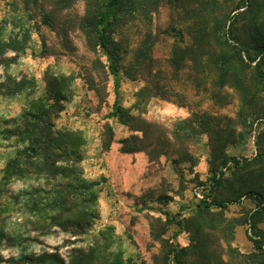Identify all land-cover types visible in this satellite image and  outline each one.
Listing matches in <instances>:
<instances>
[{"label":"rangeland","instance_id":"1","mask_svg":"<svg viewBox=\"0 0 264 264\" xmlns=\"http://www.w3.org/2000/svg\"><path fill=\"white\" fill-rule=\"evenodd\" d=\"M181 2L185 6L190 0ZM237 3L238 0H219L218 8L230 14ZM84 8L83 0H0V41L14 48L0 54V90L9 81L24 83L19 93L0 94V130L5 121L19 120L35 109L45 97L47 75L66 76L69 93L53 123L56 129L81 134L83 176L96 184L97 193L95 207L91 209L94 219L79 235L50 225L48 216L57 212L47 205L54 198L49 193L56 189L57 178L27 176L3 180L1 170L22 146L0 135V231L11 238L0 248V254L8 260L2 264H22L19 260L23 255L38 256L57 249L67 261L74 248H96L100 257L94 264H164L168 249L188 246L192 234L168 221L163 212L175 215L176 220L189 221L195 205L209 193L200 185H207L209 174L207 139L203 136L178 143L175 155L152 161L144 152L122 153L120 142L131 136L141 137L143 128L152 136L165 134L171 139L175 124L194 114L215 117L222 125L231 121L237 133L241 131L236 91L225 88L222 99L215 101L212 74L197 71L192 63L178 72L170 67L174 32L185 33V24L177 8L168 1H162L147 22L125 27L122 40L129 53L148 36L152 77L150 83L130 79L129 69H125L130 54L125 55L119 64L118 100L134 119L125 125L118 119L107 118L115 100L113 79L106 58L76 25ZM241 11H248L247 7L230 16ZM44 12L52 16L51 27L43 22ZM249 16L247 12L242 15L240 29L248 23ZM183 38L184 44H188V37L183 34ZM155 86L162 88L163 93L151 98L138 97L144 88L153 91ZM263 122L256 123L244 140L230 145L226 154L237 158L256 156V138L264 130ZM180 147L191 156V161L178 155ZM211 211L219 213L214 208ZM254 211V202L243 197L239 204L229 205L221 212L225 224L233 225V233L222 229L210 234L211 244L216 245L208 249L211 256L215 255L223 264H233L232 251H252L244 218ZM259 228L264 232V221Z\"/></svg>","mask_w":264,"mask_h":264},{"label":"trees","instance_id":"2","mask_svg":"<svg viewBox=\"0 0 264 264\" xmlns=\"http://www.w3.org/2000/svg\"><path fill=\"white\" fill-rule=\"evenodd\" d=\"M83 1L84 14L76 25L89 43L106 58L113 79L115 100L107 118L118 119L125 125L134 119L118 100L119 64L125 55L130 54L125 68L129 69V78L150 83L152 46L147 36L129 53L122 36L127 25L147 22L149 14L155 12L162 1L176 7L185 24V33L174 32L176 41L169 58L173 71L178 72L187 63H192L197 71L212 74V99L215 101L222 99L221 92L225 88L239 94V133L231 121L222 125L215 117L194 114L175 124L171 139L165 134L152 136L143 128L141 137L131 136L120 142L122 153L144 152L152 161L161 156L170 158L175 155L178 143H187L203 136L207 139L209 174L207 185H200L209 193L195 205L189 221L176 220L175 215L163 212L168 221L192 234L188 246L179 248L175 245L168 249L164 264H223L209 253V247L213 246L210 234L222 229H227L230 235L233 233V225L225 224L221 212L229 205L239 204L243 197L252 200L256 207V211L244 218V223L251 228L248 238L253 249L248 254L232 251L233 264H264V232L259 228L264 221V130L256 138V156L237 158L226 154L230 145L244 140L256 123L264 121V0H238L231 13L247 7L246 12L250 14L248 23L242 29L238 23L246 12L241 11L233 16H230L231 13L225 14L218 8L219 0H190L185 6L181 0ZM42 18L46 25L52 26L50 13L44 12ZM183 34L188 37V44H184ZM243 37L247 40L244 41ZM5 49L14 50L13 46L0 41V54ZM45 83V97L35 109L22 115L19 120L5 121L4 128L0 130L3 139H13L18 146H22L1 170L2 179L6 181L27 176L57 178L56 189L49 193L54 198L47 205L57 215H50L47 220L50 225L64 232L72 230L73 235L77 236L85 226L88 227L89 220L94 219L91 209L97 200L96 184L86 181L83 176L81 134L56 129L53 123V117L62 111V104L69 93L67 77L47 75ZM1 88L4 92L0 90V94L13 95L24 89V83L9 81ZM159 93L163 91L158 86L153 91L146 87L138 97L151 98L159 96ZM177 153L185 161L192 160L187 152L181 151V147ZM213 208L219 213L212 212ZM215 216L220 219H215ZM182 221L187 222L183 224ZM10 240L0 231V248ZM213 247L216 248V245ZM97 251L96 248L88 251L74 248L66 261L57 249V252L38 256L23 255L19 261L22 264H94L100 257ZM7 262L0 254V264Z\"/></svg>","mask_w":264,"mask_h":264},{"label":"built area","instance_id":"3","mask_svg":"<svg viewBox=\"0 0 264 264\" xmlns=\"http://www.w3.org/2000/svg\"><path fill=\"white\" fill-rule=\"evenodd\" d=\"M247 231H248V234L251 235V228L249 224L247 225Z\"/></svg>","mask_w":264,"mask_h":264}]
</instances>
